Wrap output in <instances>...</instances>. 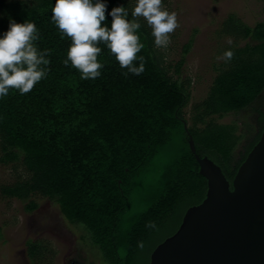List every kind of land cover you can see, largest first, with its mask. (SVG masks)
Masks as SVG:
<instances>
[{"label": "trees", "instance_id": "1", "mask_svg": "<svg viewBox=\"0 0 264 264\" xmlns=\"http://www.w3.org/2000/svg\"><path fill=\"white\" fill-rule=\"evenodd\" d=\"M102 2L103 26L111 27L114 7L133 19L135 0ZM54 6L55 0H0V39L10 19L31 22L38 34L34 46L51 53L46 76L30 92L9 89L0 97V164L27 175L1 186V193L28 202V212L38 207L31 201L36 195L58 205L71 225L84 228L82 237L100 251L101 264H149L186 211L207 195L190 138L197 154L215 162L232 184L264 132V22L249 26L228 15L220 34L246 43L226 48L232 59L217 68L207 97L188 117L191 82L181 75L193 38L172 75L151 27L139 17L136 34L144 47L134 63L138 67L143 57L144 71L128 72L100 43L101 74L82 79L70 61L64 64L71 39L52 22ZM248 110L253 119L242 134L236 124L217 122ZM28 245L32 262L41 261L45 249Z\"/></svg>", "mask_w": 264, "mask_h": 264}, {"label": "rangeland", "instance_id": "2", "mask_svg": "<svg viewBox=\"0 0 264 264\" xmlns=\"http://www.w3.org/2000/svg\"><path fill=\"white\" fill-rule=\"evenodd\" d=\"M9 1V0H8ZM136 1V0H135ZM165 10L177 14V27L170 34V43L161 47L167 65L175 66L182 58L184 46L193 38V45L182 68V78L191 82V101L185 109L187 116L194 107L208 95L217 68L225 62L226 48L231 45L244 46L246 41H235L220 34L225 19L236 15L245 24L254 26L264 22V0H164ZM229 39L231 43H228ZM251 110L231 113L221 119V124H236L242 134L251 123ZM26 178L21 167L0 164V188L18 178ZM31 201L38 204L28 212V202L6 198L0 189V264H101L100 251L92 245L89 236L82 237L84 228L71 225L61 214L58 205L49 199L36 195ZM29 242H37L44 249L42 260L32 262L29 257ZM104 264V263H102Z\"/></svg>", "mask_w": 264, "mask_h": 264}, {"label": "clouds", "instance_id": "3", "mask_svg": "<svg viewBox=\"0 0 264 264\" xmlns=\"http://www.w3.org/2000/svg\"><path fill=\"white\" fill-rule=\"evenodd\" d=\"M106 10L107 5L102 0H55L52 8V22L71 39L64 64L67 66L70 61L72 67L81 72L82 79L100 76L102 65L97 59L100 43L106 44L128 72L140 75L144 71L143 57H139L138 67L134 63L137 53L144 47L136 34L141 27L137 18L143 17L151 27L157 47H167L170 34L179 27L177 14L165 10L162 0H136L131 21L124 7H114L109 13L110 28L103 26ZM37 39L34 23L9 20V29L0 39V97L7 96L9 89L27 94L46 76V66L50 62L45 57L51 53L47 49L39 52L33 43ZM232 57V51H225L217 60L227 61Z\"/></svg>", "mask_w": 264, "mask_h": 264}, {"label": "water", "instance_id": "4", "mask_svg": "<svg viewBox=\"0 0 264 264\" xmlns=\"http://www.w3.org/2000/svg\"><path fill=\"white\" fill-rule=\"evenodd\" d=\"M189 144L207 195L186 211L149 264H264V132L232 184L215 162L197 154L192 138Z\"/></svg>", "mask_w": 264, "mask_h": 264}, {"label": "flooded vegetation", "instance_id": "5", "mask_svg": "<svg viewBox=\"0 0 264 264\" xmlns=\"http://www.w3.org/2000/svg\"><path fill=\"white\" fill-rule=\"evenodd\" d=\"M71 264H76V262H75V261H73V262H71Z\"/></svg>", "mask_w": 264, "mask_h": 264}]
</instances>
